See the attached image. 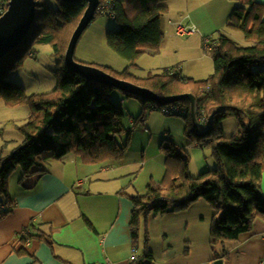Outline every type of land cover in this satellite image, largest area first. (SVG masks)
I'll return each mask as SVG.
<instances>
[{
	"label": "trees",
	"instance_id": "obj_1",
	"mask_svg": "<svg viewBox=\"0 0 264 264\" xmlns=\"http://www.w3.org/2000/svg\"><path fill=\"white\" fill-rule=\"evenodd\" d=\"M9 1L0 0V17ZM167 1L100 0L101 4H109L119 24L118 29L109 31L108 44L132 66L147 50L160 51L164 40L162 17L169 11ZM233 1L239 5L232 13L230 26L243 32L251 44L240 46L221 35L213 48L215 70L206 80L184 79L174 69H169L173 75L165 70L146 78L134 77L128 70L118 75L108 72L119 79H135L130 82L159 96L193 94L200 120L221 109L213 118L209 133L201 137L194 128L189 101L175 104L185 112L170 117L184 120L187 146L209 149L216 166L193 176L183 149L165 141L160 149L166 162L165 178L160 183L152 181L145 196L130 197L133 246L139 247L141 221L147 240L151 215L185 211L202 199L217 212L211 227L214 246L237 241L251 231L257 219H264V69L257 68L264 66V4L258 0ZM86 8V2L36 0L35 20L25 40L0 59V101L9 107L28 106L30 110L27 122L15 126L24 138L23 144L15 147L11 156L0 155V203L4 205L11 201L9 179L19 168L23 178H27L45 173L50 161L61 160L70 153L85 164H98L121 160L129 149L132 129L125 127L122 105L110 98L117 89L88 82L69 71L65 63L71 36ZM46 44L53 47L58 58L57 87L52 92L27 95L22 86L8 79L22 64L12 57L17 56L21 45L30 49ZM120 92L124 98L142 104L135 125L143 124L150 111L162 113L161 109L169 105ZM229 116H234L238 124V131L232 136H226L223 127ZM124 137L126 140L121 143ZM146 244L143 257L151 260Z\"/></svg>",
	"mask_w": 264,
	"mask_h": 264
},
{
	"label": "crops",
	"instance_id": "obj_2",
	"mask_svg": "<svg viewBox=\"0 0 264 264\" xmlns=\"http://www.w3.org/2000/svg\"><path fill=\"white\" fill-rule=\"evenodd\" d=\"M176 65L171 69L178 71ZM129 106L133 114L124 124L132 129L131 141L121 160L85 164L70 153L50 161L43 174L23 178L20 168L13 172L9 179L11 201L0 203L9 214L0 220H10L14 226L11 231L0 227V264H130L134 245L130 197L145 196L152 181L160 183L165 178L161 145L165 141L184 145L187 139L182 118L163 116L165 121L149 112L143 124L135 125L142 104L134 100ZM29 114L26 109V122ZM190 149L191 175L215 168L209 149L201 145ZM216 214L202 199L185 211L151 215L147 244L141 221L139 253L143 255L146 244L152 255L146 260L152 264H215L217 260L264 264V219H257L251 231L237 241L214 246L211 227ZM223 255L226 257L219 258Z\"/></svg>",
	"mask_w": 264,
	"mask_h": 264
},
{
	"label": "rangeland",
	"instance_id": "obj_3",
	"mask_svg": "<svg viewBox=\"0 0 264 264\" xmlns=\"http://www.w3.org/2000/svg\"><path fill=\"white\" fill-rule=\"evenodd\" d=\"M166 5L169 7V11L162 17L164 40L159 52L147 50L137 60L135 66H132L108 44V33L119 28L118 22L111 15L98 13V16L79 39L74 55L75 60L84 65L97 67L107 73L112 72L115 75L128 70L131 75L138 78L162 73L177 64L180 66L178 72L182 78H190L199 82L206 80L214 73L213 48L221 35L230 38L240 46L251 44L243 32L230 26L232 13L239 5L237 1L189 0L188 3L186 0H168ZM8 8L9 3L3 15L8 11ZM177 23L194 25L198 32L180 36L175 31ZM27 50L29 51L24 53ZM18 52L17 56H13L12 59L22 61V64L10 73L8 79L22 86L27 95L52 92L59 81V76L56 74L58 58L53 53V47L46 44L34 45L28 49L21 45ZM257 68L264 69V66ZM134 80L129 79V82H135ZM110 98L122 105L127 119L132 116L133 110L129 105L134 100L124 98L118 90ZM0 107L6 110L0 109L2 120L0 121V155L11 156L13 149L21 146L24 142V138L16 130L15 124L24 125L26 123L24 111L29 108L28 106L9 107L3 101H0ZM149 114H159L162 120L165 119L164 117H170L153 110ZM224 131L226 136L237 133L238 124L234 116H229L224 121ZM186 143L187 141L184 145L178 143L177 146L180 150L186 151L191 162L190 157H193L190 152L191 147ZM193 163L192 160V165ZM5 213L6 210L0 204V218ZM1 221L0 227L5 231L13 229L14 224L10 220L8 222H6L7 220Z\"/></svg>",
	"mask_w": 264,
	"mask_h": 264
},
{
	"label": "water",
	"instance_id": "obj_4",
	"mask_svg": "<svg viewBox=\"0 0 264 264\" xmlns=\"http://www.w3.org/2000/svg\"><path fill=\"white\" fill-rule=\"evenodd\" d=\"M63 1L69 3H87V8L71 36L65 53V63L69 71L78 74L88 82H98L149 102H157L167 105L181 101H189L191 116L196 133L201 137L209 133L213 125V118L221 109H217L208 115L207 125L202 127L199 123V117L197 114V99L193 94L183 93L179 95L159 96L150 89L141 87L123 79L116 78L97 67L84 65L77 62L74 57L77 44L90 23L96 18L100 0ZM35 15L36 0L9 1L8 11L2 17H0V59L6 57L25 40L32 24L34 23ZM215 264H224V260H217Z\"/></svg>",
	"mask_w": 264,
	"mask_h": 264
},
{
	"label": "built area",
	"instance_id": "obj_5",
	"mask_svg": "<svg viewBox=\"0 0 264 264\" xmlns=\"http://www.w3.org/2000/svg\"><path fill=\"white\" fill-rule=\"evenodd\" d=\"M98 12L100 14L111 15L113 17L115 16L114 12L110 10L109 4L106 2L99 6ZM175 31L178 35L185 36V35H191V34L198 32V29L194 25H184L182 23H177L175 24ZM167 73L170 75H173L174 71L167 70ZM161 111L166 116H178L181 113L185 112V109H183L180 105L172 104V105H167L163 107ZM205 120L207 121V116H205L201 120V122L204 123ZM131 252L132 254L130 257V264H152L150 261L144 259L143 255L139 253L138 247L133 246Z\"/></svg>",
	"mask_w": 264,
	"mask_h": 264
},
{
	"label": "clouds",
	"instance_id": "obj_6",
	"mask_svg": "<svg viewBox=\"0 0 264 264\" xmlns=\"http://www.w3.org/2000/svg\"><path fill=\"white\" fill-rule=\"evenodd\" d=\"M98 13V12H97ZM32 56V55H31ZM166 70H168V69H166ZM174 104H176V103H174ZM169 105H172V104H169ZM207 122H208V116H207ZM207 122L206 123H204L205 124V126L207 125ZM199 123H200V125L203 127V125L201 124V120L199 119ZM204 126V127H205Z\"/></svg>",
	"mask_w": 264,
	"mask_h": 264
},
{
	"label": "bare ground",
	"instance_id": "obj_7",
	"mask_svg": "<svg viewBox=\"0 0 264 264\" xmlns=\"http://www.w3.org/2000/svg\"><path fill=\"white\" fill-rule=\"evenodd\" d=\"M100 5H101V2H100ZM100 5H99V6H100ZM98 8H99V7H98ZM97 12H98V9H97ZM2 16H3V15H2ZM105 72H106V71H105Z\"/></svg>",
	"mask_w": 264,
	"mask_h": 264
}]
</instances>
